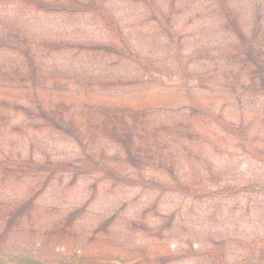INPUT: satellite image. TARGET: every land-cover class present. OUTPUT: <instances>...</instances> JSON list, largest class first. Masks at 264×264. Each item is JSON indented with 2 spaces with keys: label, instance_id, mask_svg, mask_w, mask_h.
Segmentation results:
<instances>
[{
  "label": "rangeland",
  "instance_id": "374dc122",
  "mask_svg": "<svg viewBox=\"0 0 264 264\" xmlns=\"http://www.w3.org/2000/svg\"><path fill=\"white\" fill-rule=\"evenodd\" d=\"M0 264H264V0H0Z\"/></svg>",
  "mask_w": 264,
  "mask_h": 264
},
{
  "label": "trees",
  "instance_id": "16d2710c",
  "mask_svg": "<svg viewBox=\"0 0 264 264\" xmlns=\"http://www.w3.org/2000/svg\"><path fill=\"white\" fill-rule=\"evenodd\" d=\"M226 1V0H225Z\"/></svg>",
  "mask_w": 264,
  "mask_h": 264
}]
</instances>
